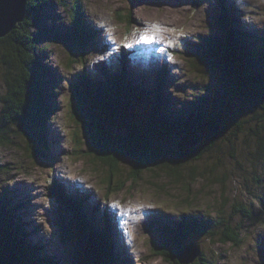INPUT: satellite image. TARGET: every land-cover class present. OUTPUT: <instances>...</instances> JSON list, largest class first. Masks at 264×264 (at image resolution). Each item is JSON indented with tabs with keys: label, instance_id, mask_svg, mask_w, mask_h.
Here are the masks:
<instances>
[{
	"label": "rangeland",
	"instance_id": "obj_1",
	"mask_svg": "<svg viewBox=\"0 0 264 264\" xmlns=\"http://www.w3.org/2000/svg\"><path fill=\"white\" fill-rule=\"evenodd\" d=\"M219 1L63 0L68 7L77 4L83 17L76 13L74 19L78 21L81 17L80 24L89 23L96 31L97 40L91 48L85 50L84 60L71 65H67L71 54L64 44V38L55 37V40H50L47 37L44 42H38V50L42 49L39 52V62L47 68L48 80H55L57 85L52 90L49 88L51 97H42L47 108L54 106L51 110L53 112L49 111L51 118L45 125L48 149L43 154L30 150L27 139L18 131H15L11 143L0 146V217L6 220L20 218L22 222L27 220L28 223L26 235H13L12 238H17L16 242H37L44 247L46 255L54 260L53 264L77 262L75 255L79 241L74 236L77 230L73 224L72 212L65 203L55 201L49 194L51 187H59L63 188L64 195L68 198L81 201L80 210L85 215L98 205L102 213H99V220L96 221L97 230H101L106 221L109 223L112 242L123 264H169L154 256V240L164 236L162 230L165 227L172 229L173 225H178L186 217L190 220L207 217L213 210L214 201H219L221 188H204L199 194L195 189L197 198L192 205H187L183 202L186 194L182 190L173 185V182H168L161 172L160 177L154 179L152 174L158 172L149 171L145 172L137 183L128 182L117 192H107L102 183L105 169L101 164H98L97 160L90 161L82 152L72 154L79 146L73 134L78 128H75L73 118L76 119L82 111L73 109L69 85L75 78L84 74L100 78L104 69L120 73L123 68L120 56H125V70L132 68L135 71L133 83L147 91L150 90L151 93L159 87L168 95L166 102L172 112L183 109L186 100L207 95L214 98L213 95L218 93L222 95L223 79L206 66L207 61L213 63L215 59L208 55V48H205L207 43L224 35L219 25ZM221 1L227 9L234 10L232 14L243 31L245 28L253 38L264 37V0ZM62 5L58 0H51L41 10L38 23L40 27H44L45 32L50 29L60 35L68 32L73 20L66 12L68 7ZM160 20H164L166 28L160 32L159 40L152 41L156 35L154 26ZM190 22L194 27L192 31ZM253 38L251 42L257 49L261 42ZM93 71L97 73L94 75ZM2 74L0 65V97L5 95L7 90ZM146 101L138 106L142 112L147 111ZM1 106L0 100V109ZM252 110L251 105L234 95L227 102V106H220V112L225 117L240 113V117L231 118L235 125L240 124L241 117L246 118L249 114L251 116ZM145 119L146 116L140 112L137 116L138 122L144 125ZM107 127L112 130L111 126ZM199 133L192 131L187 138L194 134L193 137L197 139L196 135ZM27 136L37 148L39 141L30 130ZM179 138V134L172 133L168 138L159 136L155 141L165 148L172 145L170 143H183L182 140H177ZM244 141L242 138L241 144L239 143L241 151L244 150ZM36 153L38 155L33 156ZM237 159L241 168L237 165L235 168L231 167V158L226 159L230 179L223 195L230 197L231 203L249 200L259 211H255L257 217L254 220L242 222V244H214L208 240L207 235L194 232L190 238L195 241L208 262L264 264V209L257 198L251 195L255 194L264 201V163H260L257 171L252 172L247 168V161L245 164V157ZM130 163L129 157L120 161L119 179L125 180L128 177L131 171ZM223 169L225 168L219 171L222 172ZM256 176L261 178L257 185ZM79 178H84L85 182H79ZM117 182L118 178L113 177L110 185L114 187ZM203 185L206 183H202ZM191 198L192 196L189 201ZM105 213L109 219H102ZM92 214L97 217L95 211ZM227 215L228 213L226 217ZM86 222L88 225L94 223L90 220ZM238 222L240 218L236 216L234 223ZM68 225H72L74 234L72 239L64 243L61 232ZM189 240L184 238L182 244Z\"/></svg>",
	"mask_w": 264,
	"mask_h": 264
},
{
	"label": "trees",
	"instance_id": "obj_2",
	"mask_svg": "<svg viewBox=\"0 0 264 264\" xmlns=\"http://www.w3.org/2000/svg\"><path fill=\"white\" fill-rule=\"evenodd\" d=\"M49 1L51 0H28L24 19L10 33L0 38V65L3 71L1 77L7 86L5 95L0 97V146L11 143L15 131H18L27 139L30 150L42 154L48 149L45 137L46 121L51 118L49 111L54 109V106L47 108L42 97H51L49 88L52 90L57 85L55 80H48L47 68L39 62V52L42 49L38 50V42H44L47 37L50 40H55V37L64 38V44L71 54L67 65H71L84 60L85 50L91 48L97 40L96 31L89 23H79L83 15L77 4L68 7L63 0L58 2L68 7L66 12L73 20L71 27L61 35L53 33L51 29L48 31L47 28L45 32L38 21L41 10ZM218 4L219 25L224 35L205 45L208 55L215 59L213 63L207 61L206 66L223 79L224 92L222 95H213L215 99L207 95L186 100L183 109L172 112L166 102L168 95L159 87L151 93L150 90L133 83L135 74L132 69L125 70V56H120L123 67L120 73L104 69L100 78L84 74L69 85L70 100L75 106L72 107L82 111H78L80 114L76 119L73 118L75 128L78 126L73 134L79 146L72 154L82 152L90 161L97 160L101 164L105 169L102 183L107 192H117L128 182L137 183L149 171L158 172L152 174L154 179H158L161 172L168 182H173V185L182 190L186 194L183 202L187 205H192L197 194L204 188H221L219 201H214L213 210L207 217H201L200 220L186 217L178 225H173L172 229L165 227L162 230L164 236L154 240V256L169 264H184L179 260L182 249L197 245L190 238L193 232L207 235L208 240L214 244L240 246L242 222H250L257 217L255 211L258 209L249 200L231 203L230 197L223 193L230 179L226 159L231 158V167L235 168L237 165L241 168L237 158L241 160L245 157V164L247 161V168L252 172H256L260 163H264V37L253 38L254 36L243 31L232 14L234 10L227 9L221 0ZM76 13L81 16L78 21L74 19ZM252 38L261 42L259 48L254 47ZM93 72L94 75L97 73ZM233 95L253 107L252 115L241 117L239 125L233 124L231 119L239 116V112L228 117L220 112V106H227ZM144 100L148 101V108L142 112L138 106ZM140 112L146 116L144 125L137 120ZM107 126H111L112 130ZM29 130L39 141L37 148L27 136ZM192 131L200 132L196 135L197 139L193 137L194 134L187 138ZM172 133L179 134L180 138L177 140H182L183 143H170L172 145L162 148L155 141L159 136L168 138ZM242 138L245 146L241 151L239 143L241 144ZM126 157L131 160V171L125 180H121L119 165ZM223 167L225 169L220 172L219 169ZM113 177L118 178L114 187L110 185ZM256 177L255 185L261 179ZM200 182H205L206 185L202 186ZM62 193L63 188L59 187H51L49 191L55 201L67 202L72 212L77 233L72 232V225L65 226L61 239L65 243L72 239L73 234L78 239L75 264H123L112 242L109 223L106 221L101 230H97L95 220L89 219L94 223L88 225V220L78 212L77 202ZM251 195L264 207L261 197L252 193ZM236 216L240 218V222L235 224ZM27 224L20 218L6 220L0 217V264H53L54 260L46 255L44 247L37 242H31V245L28 242H16L17 238H12L13 235H26ZM184 238L190 240L182 244ZM186 264L215 262H208L198 247L196 258Z\"/></svg>",
	"mask_w": 264,
	"mask_h": 264
},
{
	"label": "water",
	"instance_id": "obj_3",
	"mask_svg": "<svg viewBox=\"0 0 264 264\" xmlns=\"http://www.w3.org/2000/svg\"><path fill=\"white\" fill-rule=\"evenodd\" d=\"M27 3L28 0H0V38L10 33L15 25L24 19ZM181 254L179 258L181 263L192 262L198 255V245L184 247Z\"/></svg>",
	"mask_w": 264,
	"mask_h": 264
},
{
	"label": "bare ground",
	"instance_id": "obj_4",
	"mask_svg": "<svg viewBox=\"0 0 264 264\" xmlns=\"http://www.w3.org/2000/svg\"><path fill=\"white\" fill-rule=\"evenodd\" d=\"M178 4V3H177ZM181 5V4H180ZM180 7V6H179ZM179 10H181L180 8H179ZM189 26H190V30L192 31L193 29H194V27H193V23H189ZM143 28V27H142ZM165 28H166V23L164 22V20H160V21H158V23L154 26V35L156 34V35H158V36H156L155 35V37L153 38V40L152 41H157V40H159V34H160V32H162L163 30H165ZM153 31V30H152ZM148 32H150V31H148ZM143 37V36H142ZM70 179V178H69ZM82 181H84V178H79V182H82ZM85 182V181H84ZM88 184V183H87ZM90 189V188H89ZM91 191H94L95 192V190H91ZM64 193V192H63ZM62 193V194H63Z\"/></svg>",
	"mask_w": 264,
	"mask_h": 264
}]
</instances>
